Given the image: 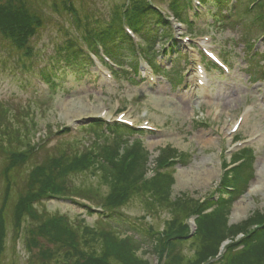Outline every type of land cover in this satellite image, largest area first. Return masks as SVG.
I'll use <instances>...</instances> for the list:
<instances>
[{"label": "rangeland", "instance_id": "374dc122", "mask_svg": "<svg viewBox=\"0 0 264 264\" xmlns=\"http://www.w3.org/2000/svg\"><path fill=\"white\" fill-rule=\"evenodd\" d=\"M147 1L162 16L166 14L165 21L170 23L168 30L165 22L154 26V19L141 20L139 31L148 28L153 42L149 47L122 21L132 0H0V28L8 34L2 9L25 11L42 21L25 42L29 55L16 49L0 31V209H4L6 228L0 264L71 263L79 257L73 253L67 261L61 260L68 246L41 239L26 229L52 216L93 230L85 233L86 244L79 241L82 252L98 251L100 241L93 234L104 230L128 240L130 255L147 264H157V233L173 219L175 225L186 223V232H192L172 246L166 261L180 256L182 261L176 264L193 259L192 254L202 246L200 236L193 237L196 225L207 235L219 237L211 243L216 247L220 240L218 256L229 245L238 257L234 252L241 245L237 243L245 237L250 242L260 237L254 249L264 246V233L259 236L264 224V0H190L183 12L194 17L189 27L170 15L171 0ZM114 28L122 38L113 35L107 47L96 43L99 30ZM125 34L134 36L131 42ZM170 38L183 53L173 61L162 56ZM69 40L81 46L84 55L93 49L102 59L109 57L104 48L114 42L111 53L122 68H116L113 78L93 58L88 74L67 73L46 88L44 68L59 60L56 50ZM206 49L217 54L228 69L205 72L200 52ZM144 54L160 63L157 74L150 75ZM55 67L57 71L71 66L58 61ZM138 70L140 75L135 74ZM125 117L145 128L134 131L103 124ZM242 148L244 152H237ZM249 152L252 158L236 167L237 176L228 175L236 165L230 162L236 156L248 157ZM10 153H23L24 159L10 165ZM87 157L84 169L58 179L65 191L35 197L37 218L27 216L21 230L17 228L13 214L18 200L39 188L27 189L31 172L52 161L80 158L84 162ZM128 169L143 181L138 184L141 191L111 206L107 199L115 190L110 185L112 176H126ZM210 200H219L217 215L202 220V213L191 214ZM78 236L82 237L80 232ZM217 257L209 264H219ZM220 264L231 263L224 260Z\"/></svg>", "mask_w": 264, "mask_h": 264}, {"label": "trees", "instance_id": "16d2710c", "mask_svg": "<svg viewBox=\"0 0 264 264\" xmlns=\"http://www.w3.org/2000/svg\"><path fill=\"white\" fill-rule=\"evenodd\" d=\"M189 2L190 0H185L182 3L171 0L168 3L169 11L178 22L188 23L186 16L183 15V12L185 11V8L189 4ZM2 10L1 13L7 19L6 27H9V34L3 28H0L2 35L6 39H8L16 49L22 51L24 55H29L30 48L25 47V42L27 41V37L29 35L34 33L37 28L39 29L41 27V18L31 16L25 11H13L14 9H8L11 11L3 12ZM14 14L17 15L15 16ZM124 16L126 17L127 24L135 33L139 34L145 45H149L152 41L150 40L148 28L143 32L139 31V28L142 26L141 24H143V22H149V20L154 19L152 22L154 26L160 25L165 22L168 30L170 29V23L168 21H165V18L161 15L160 10L147 0H132V7L129 10H124ZM143 18L144 21L140 23ZM161 18L162 21L160 20ZM156 22L159 24H157ZM12 29L14 31H11ZM115 34H119V37L122 38L120 31L118 32L115 29H101L96 33V37L102 45L107 47L106 42L111 40L112 36ZM152 36L154 37L155 35L153 34ZM125 37H127V39L131 41V39L126 34ZM114 44V42L111 43L109 49L105 48L107 53L110 54L112 46L115 47ZM169 48H173V44H169ZM164 51L167 50L164 49ZM83 52L84 50L81 48V46H79L75 41L69 40L67 43H65L64 47H61L57 51V56L60 62H64L65 65L71 66L69 69L71 73L82 76L87 73V66L89 64H92L90 54H94V50L87 51L85 55L83 54ZM148 61L151 64V61L153 60L150 61L148 59ZM114 65L116 67H119L118 62L114 63ZM52 66V68L50 69L51 74L47 77H45L46 75H43L44 79L49 85H52L58 78L65 76V74L69 72L64 69L57 72L54 67L55 65ZM169 150L173 151L172 149ZM9 157L11 158L10 165H14L24 159V154L19 153L16 155L10 153ZM239 159H243V157L236 158V160ZM80 160V158H74L69 162L52 161V163L47 166H37L35 170L31 172L30 180L27 182V189L35 185H38L39 188L34 191L30 190L31 192L18 200L13 214L15 225L17 226V228H20L21 230L22 227L20 225L25 221L27 216L31 217L32 219L37 218V215L33 210V202L36 201L35 197L43 196L45 194H47V196H56L66 190L64 189L63 184H61V182H58V179L64 178L68 173L72 171L84 169L88 164V157L84 162ZM102 161L104 162L103 159ZM106 161L108 162V160ZM236 167L233 169H229L228 175H230V173L233 176L234 174L236 175ZM110 170L112 171V169ZM7 172L8 169L5 170V178L7 180V184H10ZM112 180L113 181L110 183V185H112L115 190H113V195H109V198L107 199L109 205L111 206L118 205V202L125 198H128V196L133 191H141V188L138 184L143 183V181H140V178L138 179L133 176L132 169H128L126 176L125 174H114L112 176ZM120 185L124 186L123 189H121L122 187ZM210 201L211 202L207 204H199L192 210L191 214L194 215L197 213H202L203 215H200L202 220H204L208 216H213L214 214H216V210L218 209L216 205H219V200L216 202H213L212 200ZM209 208L213 209L205 213V210ZM3 210V208L0 209V251L2 250L3 241L6 235V228L4 225V217L2 212ZM111 211L115 212L114 208ZM173 222H176V219L172 220V223L169 224V227L173 229L178 227L180 230L173 232V229L170 230L169 227H166L163 231L157 233L158 237H156L155 241V252L158 255L157 264H176L177 262L182 261L180 256H172L170 260L166 261L168 256L171 255L172 246L189 237V233L186 232V223L180 221L177 223V225H175ZM73 225L65 217L52 216L44 221L39 222L37 225H35V227L33 225H30L26 227V229H30V232H32L35 236L40 237L41 239L52 241L54 244L62 243L64 246H68V250L64 253V258L61 257V260L64 259L63 261H67V259L70 258L73 253H77V256L79 255L80 257H77L71 263L61 262L59 264H147L145 262H138V260L130 255V251H128L130 242L128 240H126L125 238L123 239L115 237L111 232L104 230H99L97 231V233L95 232L93 234L100 241V249L98 251H91L90 253H88L87 251L82 252L81 248L79 247V241L81 239H83L84 242L87 241L84 238L85 233L93 230L85 226L84 224L81 229L77 228V226L79 227V223ZM259 225H257V227ZM197 228L199 227L196 225V231H194L193 237H196L197 235L200 236L203 244L194 252V254H192L193 259H188L186 262H184V264H209V260L218 256V243H220V240L218 241L216 247H212L211 243H213L216 239H219V237L209 236L207 235V232L205 230L200 231V228L198 230ZM259 230H261L259 236H263L262 234L264 233V224L263 227ZM79 232L81 233L82 237L78 236ZM253 236L254 235H252V237ZM258 239H260V237L253 238L252 241L254 242H250L249 237H245L240 242H238L237 245H241V249L234 252L239 255L238 257L233 256L231 250H229V245L225 246L224 252L217 257L218 263L220 264L221 261L227 260L231 264H234V262L235 264H263L264 246L260 245L257 249L253 248V246L258 245V243H255ZM86 243L87 242H85V244Z\"/></svg>", "mask_w": 264, "mask_h": 264}, {"label": "bare ground", "instance_id": "6f19581e", "mask_svg": "<svg viewBox=\"0 0 264 264\" xmlns=\"http://www.w3.org/2000/svg\"><path fill=\"white\" fill-rule=\"evenodd\" d=\"M105 116H109V113H105L104 114ZM206 142H208L207 140H206ZM262 170H263V172H264V168H262ZM207 172V171H206ZM262 171H260V173H261ZM259 181H262V177H261V179H259ZM261 184V183H260ZM261 186H262V184H261ZM261 188V187H260ZM237 208L239 209V207H238V205H237Z\"/></svg>", "mask_w": 264, "mask_h": 264}]
</instances>
